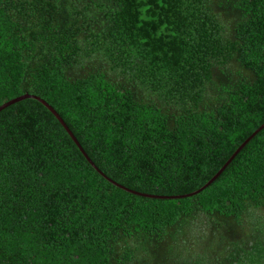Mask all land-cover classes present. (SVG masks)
Segmentation results:
<instances>
[{
  "label": "trees",
  "instance_id": "1",
  "mask_svg": "<svg viewBox=\"0 0 264 264\" xmlns=\"http://www.w3.org/2000/svg\"><path fill=\"white\" fill-rule=\"evenodd\" d=\"M22 92L113 180L190 191L264 120V0H0V103ZM0 264H264V126L156 198L3 107Z\"/></svg>",
  "mask_w": 264,
  "mask_h": 264
},
{
  "label": "water",
  "instance_id": "2",
  "mask_svg": "<svg viewBox=\"0 0 264 264\" xmlns=\"http://www.w3.org/2000/svg\"><path fill=\"white\" fill-rule=\"evenodd\" d=\"M33 98L35 100H37L39 103H41L52 115L53 117L57 120V122L60 124V126L63 128V130L66 132V134L68 135V137L70 138V140L73 142V144L76 146L77 150L80 152V154L83 156V158L87 161V163L99 174L101 175L105 180H107L108 182H110L111 184L127 191L133 194H137V195H141V196H146V197H156V198H179V197H183V196H188L191 194H194L196 192H198L199 190H201L203 187H205L206 185H208L217 175L218 173L224 168V166L230 161V159L234 156V154L243 146V144L257 131L259 130L261 127L264 126V120L261 121L254 129H252L235 147L234 149L229 153V155L223 160V162L218 166V168L203 182L201 183L199 186H197L196 188L187 191V192H183V193H177V194H157V193H150V192H144V191H139V190H135L132 188H129L115 180H113L112 178H110L109 176H107L105 173H103L95 164L94 162L89 158V156L86 154V152L83 150V148L81 147V145L79 144L78 140L76 139V137L74 136V134L71 132V130L69 129V127L66 125V123L63 121V119L61 118V116L56 112V110L49 104L47 103L43 98H41L40 96L33 94V93H29V92H22L18 95H15L11 98H8L4 101H2L0 103V109H2L3 107L17 101L20 100L22 98Z\"/></svg>",
  "mask_w": 264,
  "mask_h": 264
}]
</instances>
